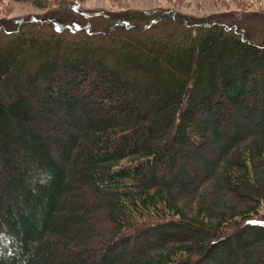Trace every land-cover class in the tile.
Listing matches in <instances>:
<instances>
[{
	"label": "trees",
	"instance_id": "obj_1",
	"mask_svg": "<svg viewBox=\"0 0 264 264\" xmlns=\"http://www.w3.org/2000/svg\"><path fill=\"white\" fill-rule=\"evenodd\" d=\"M14 1L44 13L0 21V264H264V33Z\"/></svg>",
	"mask_w": 264,
	"mask_h": 264
},
{
	"label": "rangeland",
	"instance_id": "obj_2",
	"mask_svg": "<svg viewBox=\"0 0 264 264\" xmlns=\"http://www.w3.org/2000/svg\"><path fill=\"white\" fill-rule=\"evenodd\" d=\"M74 9L75 14H71ZM51 10H59L61 17L70 15L72 24H79L85 13H119L125 11L164 12L173 9L181 14L207 18L219 17L226 24L253 27L264 33V0H56ZM44 12L27 2L0 0V21L42 16ZM263 13V14H262ZM69 18V17H68ZM1 23V22H0ZM14 25V24H12ZM261 36V34H259ZM88 200L89 196L84 195ZM95 199L93 198V201ZM141 241L136 242V244Z\"/></svg>",
	"mask_w": 264,
	"mask_h": 264
},
{
	"label": "bare ground",
	"instance_id": "obj_3",
	"mask_svg": "<svg viewBox=\"0 0 264 264\" xmlns=\"http://www.w3.org/2000/svg\"><path fill=\"white\" fill-rule=\"evenodd\" d=\"M29 22V21H28Z\"/></svg>",
	"mask_w": 264,
	"mask_h": 264
}]
</instances>
